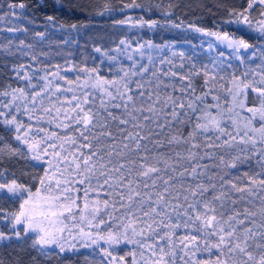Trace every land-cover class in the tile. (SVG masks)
Here are the masks:
<instances>
[{
	"label": "snow or ice",
	"instance_id": "6c2138e0",
	"mask_svg": "<svg viewBox=\"0 0 264 264\" xmlns=\"http://www.w3.org/2000/svg\"><path fill=\"white\" fill-rule=\"evenodd\" d=\"M256 5L260 6V19H253L250 15ZM7 7L10 15L19 18L24 15L23 10L27 5L19 2L10 3ZM141 7L143 5L136 3V0L128 4L122 0L121 11ZM17 9L20 11L17 12ZM112 11L110 4L105 3L103 10L97 14L102 16ZM165 15H171V12ZM229 16L233 19L225 23L245 25L264 37V0H248L243 11L232 9ZM47 20L53 22L55 18L48 16ZM115 23L149 29L163 26L157 20L140 18L133 21L132 17ZM167 26L179 28L182 25L171 21ZM71 27L75 29L77 26L73 24ZM189 27L214 38L209 42L210 48L231 50L241 63L245 62L242 52H247L254 59L257 51H260L243 35H236L235 31H212L194 25ZM8 31L27 32L28 29L9 28ZM36 35L41 39L44 37L42 32ZM126 43L125 40L120 41L121 45ZM20 45L32 47L25 45L23 40ZM145 47L160 48L162 51L168 46H157L151 41L139 44L134 51L139 53L141 59L145 56ZM95 51L100 53L102 50L96 47ZM179 55L183 56V53ZM260 56L262 63L256 69L249 68L241 76L233 73L231 86L225 88L221 85L229 97L223 103L219 95H212L214 104L206 103L213 89L209 80H216V76H209L207 71L204 75L209 77L205 81L208 91L201 95L195 94L190 76L170 69L152 71L150 77L143 80L144 75L149 73V65H153L151 54L147 56L148 63L140 64L138 71L137 62L134 61L132 68H121L119 71L123 74L112 79L100 76L95 68L84 67L79 72L87 75L83 79L78 75L73 81L61 76L60 65H56L57 70L50 75L65 80L68 85L75 84V88L56 85L55 90L50 91L53 81L48 79L49 73H45L40 77L45 81L43 87L30 95L24 88L0 92L2 96H11L4 108L11 111L10 105L17 100L26 101L24 111L30 120L39 122L50 116L47 123H54L57 129L65 133L61 135L43 127L25 125L17 120L16 115L9 118L7 113L0 111V117H4L3 124L14 129L13 139L23 146L12 147L7 142L0 143V156L14 157L33 168L42 169V174L34 178L39 184L35 192L16 179L5 177L0 182V198L20 201L19 210L11 214V235L0 231V242L11 241L14 237L22 240L32 233V246L38 247L42 255L50 256L52 253L47 249L56 247L63 253L67 250L65 244L68 237L73 240L79 237L85 241L83 247L99 246L105 259L110 258L108 264H127L125 256H114L109 250L111 246L123 242L145 250L139 253L140 260H137L135 250L127 253L132 257V264H141V261L143 264H175L173 237L178 229L191 228L195 233L216 238L211 244L205 239L204 248L201 249L200 235L186 233L177 237L179 244L184 246L182 251L185 256L190 245L194 246L193 256L199 251L211 254L210 259L193 260L192 264H264V51H260ZM33 59L36 57L33 56ZM109 59L115 61L116 57ZM128 59L133 60V56L129 55ZM165 62L172 64L171 60L165 61L163 58L159 61L161 65ZM227 67L231 68V65ZM68 70L73 69L70 67ZM250 73L251 79L245 80ZM137 76L141 79L133 81V77ZM161 76H179L181 81H188L187 87L179 89L182 95L188 94L186 98L173 95L177 90L175 85L165 83ZM256 77H259L258 81ZM22 78L28 81L32 79L27 74ZM168 88L172 92L163 91ZM249 89L259 101L252 106L245 103ZM77 90L80 95L76 94ZM57 92H72L73 95L63 100L57 97L53 102L52 97ZM45 93L48 95L45 96ZM96 93L100 97L98 105ZM45 98L51 106L44 105ZM27 104L33 107L29 108ZM57 104L60 106L57 107ZM237 108L249 115L242 116ZM19 110L17 107L16 111ZM189 124L191 127L187 133L181 130L180 125ZM70 128L74 130L68 133ZM21 129H24L23 133ZM209 133H213L215 139ZM2 140L3 137H0ZM181 146L187 147L183 151L177 150ZM237 148V154L228 160L224 154L215 156L211 151L224 149L225 153L230 154L228 150ZM249 151L259 157L257 163L261 170L252 175L245 172L243 184L220 176L221 183L217 190V184L212 182L213 177L207 175L209 165L200 161L216 159L219 163H214V168L223 165L237 169L239 164L251 159L250 156L241 155ZM0 177H4L3 171H0ZM200 177H207L208 183H204ZM188 178L196 181L195 184L186 183ZM209 193L212 195L209 196ZM232 193L240 195L234 198ZM245 195L259 196V206L256 207L255 201L249 200L252 207H245L243 211L227 207L229 203L236 205L243 201ZM0 214H3L2 210ZM102 243L109 247L101 246ZM69 247L74 249L76 245L70 244ZM19 264H23V260ZM101 264L104 262L101 261ZM184 264H188V261Z\"/></svg>",
	"mask_w": 264,
	"mask_h": 264
},
{
	"label": "trees",
	"instance_id": "16d2710c",
	"mask_svg": "<svg viewBox=\"0 0 264 264\" xmlns=\"http://www.w3.org/2000/svg\"><path fill=\"white\" fill-rule=\"evenodd\" d=\"M19 2L26 3L27 7L23 10L24 15L17 18L9 14L7 6L10 3ZM105 3L110 4L113 11L106 12L102 16L98 15L97 13L103 10ZM123 3H131V0H123ZM136 3L143 5V7L124 8L121 11L122 0H0V92L16 84L15 68L18 65L32 62L33 56L36 57V60L39 59L43 55V49H52L53 47L55 48L53 50L55 55L59 54V48L71 53L72 61H74L76 67L87 66L95 69H100V64L106 65L107 61H110L109 57L116 56L117 53H122V51L135 50L139 44H145L147 41H151L157 46L167 45L179 49L184 48L186 51L184 57L181 56L177 62H174L177 67L175 72L190 76L196 95L208 91V85L205 84V81L209 80V77L204 75L205 71L209 73V76H216L215 81L209 80V84L213 85V89L212 94L206 98L207 104L215 103L212 95H219L220 99L225 97V91L221 89V84L224 83L225 88L230 87L233 73L236 76H241L244 71L249 68L256 69V66L262 62L260 51H264V37L245 25L225 23V21L233 19L229 16V11L232 9L243 11L247 7L248 0H136ZM19 11L17 9V12ZM166 12H171V15H165ZM250 15L253 19H260V6L256 5ZM48 16H53L55 20L49 22L47 20ZM127 17H132L133 21L140 18L157 20L163 26L149 29L147 27L139 28L115 23V21ZM171 21L182 26L179 28L167 26L168 22ZM73 24L77 26L75 29L71 27ZM189 25L212 31H235L236 35H243L250 43L255 44L260 51H257L254 59L250 58L247 52H242L245 62L241 63L231 50L223 47L210 48L209 42L213 41L214 38L196 32ZM20 27L27 28L28 31H8L9 28ZM236 29H240V31H236ZM37 32L44 33L43 39L36 35ZM21 40L25 42V45H32V47L21 46ZM121 40H125L127 43L121 45ZM9 41H12V43L9 44ZM96 47L101 48L102 51L100 53L96 52ZM118 48L119 51L116 50ZM221 52L224 53L223 56L220 55ZM104 53H107V55ZM229 64L231 68L227 67ZM180 65L183 66L180 67ZM196 73H199V75ZM221 76L224 77L223 80L220 79ZM160 78L174 84L179 89L187 87L188 84V81H181L179 76H161ZM249 79H251V73L248 77H245V80ZM175 92L179 93L182 98H186L188 95H182L177 90ZM190 92L189 89V94ZM255 96L256 94L251 89L247 91L245 101L247 106L259 102L255 99ZM98 102L99 97L96 98L97 105ZM0 111L2 110L0 109ZM114 111L119 112V110ZM212 111L215 112L216 110L212 109ZM241 114L243 116L249 115L244 110L241 111ZM3 120L4 117H0V137H3L0 143L7 142L12 147L20 146L19 142L13 139L14 129L4 125ZM190 127V124L188 126L180 125L181 130L185 133L190 130ZM209 135L215 139L213 133H209ZM185 147L187 146H181L177 150L183 151ZM239 147L244 146L240 145ZM167 150L161 149V151ZM211 151L215 156L224 154L225 159L228 160L232 155L237 154L239 148L228 150L230 154L225 153L224 149H212ZM201 154L203 153L201 152ZM241 155L250 156L251 159L239 164L237 169L225 168L223 165L220 168H214L212 165L219 163L216 159L200 161L201 164L209 165L207 175L213 177L212 182L217 184V190H219L221 183L220 176H224L225 180L232 179L238 184H243L245 172L252 175L261 170L260 165L257 163L259 157L253 155L251 151ZM0 171L4 172V177H0V182L5 177L9 180L16 179L19 183L30 187L33 192L39 186L34 178L42 174L40 167L33 168L30 164H25L24 161L4 156H0ZM199 179L206 184L208 183L207 177H200ZM185 182L194 185L196 181L188 178ZM208 195L211 196L212 193ZM231 195L236 198L240 194L232 193ZM249 200L255 201L256 207L259 206V196L248 197L245 195L243 201L238 202L236 205L229 203L227 207L229 209L235 207L243 211L245 207H252L248 203ZM19 205L20 201L15 198H0L2 213L17 212ZM116 215L119 216L118 213ZM0 231H4L9 235L12 232L7 224H2ZM187 231L188 233L200 235V238H206L212 243L216 240L215 237H205L200 233L191 232L189 229ZM181 233L182 231L179 230L176 237ZM32 236L30 234L23 237L22 240H16L14 237L11 241L0 242V264H19L21 260H23V264H101L99 254L94 255L85 251L61 253L56 249H52L48 250L52 253L50 256H44L40 253L38 247L34 248L32 246ZM116 248L118 255L125 256L127 264H132V257L127 255L128 252L135 250L137 252L136 258L140 260L139 253L145 251L136 245L123 242ZM192 256L191 251H188L187 256L184 255V252L182 254L175 252V264H181L182 259L185 262L191 259ZM204 258L206 260L210 259L211 254L207 252ZM104 264L107 263L104 262ZM141 264H143L142 261Z\"/></svg>",
	"mask_w": 264,
	"mask_h": 264
},
{
	"label": "rangeland",
	"instance_id": "374dc122",
	"mask_svg": "<svg viewBox=\"0 0 264 264\" xmlns=\"http://www.w3.org/2000/svg\"><path fill=\"white\" fill-rule=\"evenodd\" d=\"M54 49H55L54 47L52 49H43V55L39 59H37V60L33 59L32 62H30V63H22V64L18 65L15 68L16 69L15 70V72H16V74H15L16 75V84L14 86H12V87H9V88L3 90V91L11 92L12 89L24 88L25 91L27 93H29V95H30L32 92L39 91L43 87V85L45 84V81L41 80L40 77L44 76L45 73H49L48 79L53 81L52 89L50 91H54L56 85H61L64 88H67V87L75 88V84L68 85L65 82V80L54 78L53 76L50 75V73L55 72L57 70L56 67H55L56 65H60V68H61L60 75L67 77V79H69V80L75 81L76 77L78 75L81 77V79H83L84 76L87 75V73L79 72V69L80 68H84V67H82V66L80 68L76 67L75 64H74V61H72V58H71L72 54L67 52V51H64L65 49L59 48L58 49V51H59L58 55H55L53 53ZM143 51L145 52V56H144L143 59H141L139 53L134 51V50L122 51V53L120 52L119 54L117 53V55L115 56L116 57L115 61H113V60L107 61L106 65L100 64L101 65L100 69H97V71L99 72L100 76L106 77L108 79H112L113 77H116V76H119V75L123 74L122 72L119 71L121 68H123V69L132 68L134 61L137 62L136 70L138 71L140 64H147L148 63L147 56L149 54H151L153 56V65H149V73H146L144 75L143 80L146 81L150 77V73L152 71H158L160 68H163L164 71H169V69H170L171 71L175 72L176 71L175 69L177 67H176V64L174 62H177L178 58L181 57V55H179L180 53H183L182 57H184V54H186V51H185L184 48L179 49V48H176V47H173V46L172 47L168 46L166 48H163L162 51L160 50V48L148 49L147 47H145V49ZM173 53H177V54L173 55ZM129 55L133 56V60H129L128 59ZM162 58L165 59V61L171 60L172 64H168L167 62H165L163 65H161L159 63V61ZM21 66H23V68H21ZM70 67L73 70H68ZM87 68L88 69H92L91 67H87ZM17 72H19V76H17ZM25 74H27V75L32 77L31 81H28V80H25V79L22 78ZM138 79H141V78L138 77V76L137 77H133V81L138 80ZM257 80H259V77L256 78V81ZM165 83H169V82L165 81ZM223 84H221V85H223ZM30 85H35L36 87L32 88V87H30ZM133 87H134V84H133ZM176 89H177V91H179V88L176 87ZM163 91L172 92V89L171 88H168V90L163 89ZM76 94L80 95L81 93H80L79 90H77ZM172 94L175 95V96H180V94L176 93V92H174ZM47 95H48V93H45V96H47ZM72 95H73L72 92H57L56 95L52 97V101L55 102L57 100V97H59L61 100H63L64 97L71 98ZM224 96H225L224 98L220 99L221 103H223V101L225 99H229V97L227 96L226 92H224ZM96 97H99L98 93H96ZM39 99L40 98H38V100ZM10 100H11V96H2V95H0V109L3 112L7 113L9 118L12 115H16L17 120L18 121H22L25 125H32L34 128L43 127L45 129H48V130L53 131V132H59L61 135L65 134L64 130L57 129L55 127L54 123L53 124H48L47 123V121L51 118L50 116H46L44 118V120L39 121V122H37L35 119L30 120L28 118V113H26L24 111L25 104L27 103L26 101L17 100L15 104L10 105V107L12 109L11 111H9L8 108H4L3 105L9 104ZM44 105L45 106H51L49 100L46 99V98L44 99ZM59 106L60 105L57 104V107H59ZM17 107H19V109H20L19 112L16 111ZM27 107L32 108L33 105L27 104ZM64 107H67V105H64ZM237 111L241 112L242 109L237 108ZM229 130H231L230 126H229ZM23 131H24V129H21V133H23ZM71 132H72V128L68 129V133H71ZM41 135H43V133H41ZM21 147H23V146H21ZM5 214H6V216H5ZM11 214L12 213H3V214L0 215V226L2 224H7L8 226H10L11 231H12ZM118 214L120 215V213H118ZM20 227H22V226H20ZM85 230L87 231L88 229L85 228ZM179 230L182 231V233L179 236H177V237L183 236L186 233H188L187 229H184V228L178 229L176 231V233H178ZM189 230L191 232H193L191 228H189ZM75 231L76 230L74 229L73 233H75ZM93 231H96V230L93 229ZM30 234L34 236V234H32V233H29V235ZM10 235H11V233H10ZM177 237L176 236L174 237L175 238L174 239L175 252L179 253V254L180 253L182 254L184 252V251H182L184 246L182 244H179V242L177 240ZM205 239L206 238H200L199 247L201 249L204 248L203 241ZM83 243H85V241H82L79 237H77L75 240H73L71 237H68V242L65 244V248L67 249L65 252H73V251H82V252H84L85 251V252L92 253L94 255L95 254H99L100 255L99 256L100 260L108 264V261L110 260V258L105 259L103 254L99 251V246L92 245L91 247H83L82 246ZM87 243H91V242L87 241ZM211 243L212 242H209V244H211ZM70 244H75L76 247L74 249H72V248L69 247ZM101 246L109 247L107 244H103V243H102ZM117 246L118 245H113V246H111L109 248V250L112 251L114 256L119 257L120 255H118L116 253V251H117L116 247ZM52 249H56V250L59 251V249L56 248V247H53L51 249H47V251L48 250H52ZM193 250H194V246L190 245L189 249L187 251H189V252L191 251L192 252ZM205 254H207V252H204V251L196 252L195 256H192L191 259H188L186 261H188V264H192L193 260H206L204 258ZM181 264H184L183 259L181 260Z\"/></svg>",
	"mask_w": 264,
	"mask_h": 264
}]
</instances>
